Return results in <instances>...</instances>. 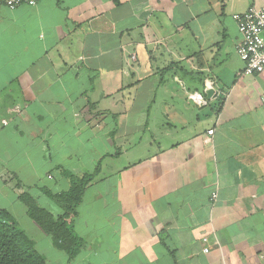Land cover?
<instances>
[{"label":"crops","instance_id":"crops-1","mask_svg":"<svg viewBox=\"0 0 264 264\" xmlns=\"http://www.w3.org/2000/svg\"><path fill=\"white\" fill-rule=\"evenodd\" d=\"M262 2L0 4V208L32 221L36 188L58 217L64 171L100 161L70 218L83 244L69 258L39 228L46 264H264V70L242 74L232 18Z\"/></svg>","mask_w":264,"mask_h":264},{"label":"trees","instance_id":"trees-1","mask_svg":"<svg viewBox=\"0 0 264 264\" xmlns=\"http://www.w3.org/2000/svg\"><path fill=\"white\" fill-rule=\"evenodd\" d=\"M98 161L94 172L76 177L69 171L64 173L69 178V189L58 196L64 205L63 213L54 217L48 210L39 207L25 192L18 198L26 206L27 214L32 221L48 236L53 243L72 258L83 244L72 228L70 218L76 214V206L81 201L85 186L99 170ZM0 264H46L44 256L35 248L34 241L27 236L12 214L0 208Z\"/></svg>","mask_w":264,"mask_h":264},{"label":"built area","instance_id":"built-area-1","mask_svg":"<svg viewBox=\"0 0 264 264\" xmlns=\"http://www.w3.org/2000/svg\"><path fill=\"white\" fill-rule=\"evenodd\" d=\"M37 2L38 0H0V4L9 9L21 4L33 6ZM232 18L240 34L236 53L243 63L242 74L252 75L262 72L264 70V2L251 5L242 12L233 13ZM191 97L199 105L206 104V100L196 92L192 93ZM211 132L210 130L209 133ZM216 196V193H212L211 198L214 199ZM202 241L204 244L207 243V238L204 237ZM203 251L207 252L208 247H204Z\"/></svg>","mask_w":264,"mask_h":264},{"label":"rangeland","instance_id":"rangeland-1","mask_svg":"<svg viewBox=\"0 0 264 264\" xmlns=\"http://www.w3.org/2000/svg\"><path fill=\"white\" fill-rule=\"evenodd\" d=\"M138 60L140 61L141 57H138ZM128 62H129V65L132 64V65L136 66V64H137L135 62L130 61L129 58H128ZM28 180L31 181V179H28ZM24 190L27 191V194L29 193V194L33 195L35 198H37L38 202H40L41 205L47 207L52 213L56 214V213H59L61 211L60 207L53 200L48 199L43 192L39 191V189L32 188L31 190L30 189H24ZM17 204L18 203H16V205ZM20 204H21V202H20ZM21 205H23V204H21ZM18 206H19V204H18ZM16 221L19 224V226L24 230V232L27 234V236H29L32 240H34V242L36 244L35 246H37L39 248L41 246V244L42 245L45 244L44 242H42L44 234L39 229V227L34 224V222L28 220L23 215L22 216L18 215V219L16 218ZM47 252H48V254H50V256H52V258L56 257L51 250L47 251Z\"/></svg>","mask_w":264,"mask_h":264},{"label":"water","instance_id":"water-1","mask_svg":"<svg viewBox=\"0 0 264 264\" xmlns=\"http://www.w3.org/2000/svg\"><path fill=\"white\" fill-rule=\"evenodd\" d=\"M212 93V89H209L207 94L210 95Z\"/></svg>","mask_w":264,"mask_h":264}]
</instances>
